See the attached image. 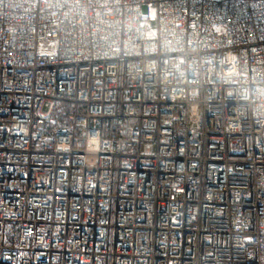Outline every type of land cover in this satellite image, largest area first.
<instances>
[{
  "label": "built area",
  "instance_id": "2783aa9c",
  "mask_svg": "<svg viewBox=\"0 0 264 264\" xmlns=\"http://www.w3.org/2000/svg\"><path fill=\"white\" fill-rule=\"evenodd\" d=\"M0 264H264V0H0Z\"/></svg>",
  "mask_w": 264,
  "mask_h": 264
},
{
  "label": "rangeland",
  "instance_id": "374dc122",
  "mask_svg": "<svg viewBox=\"0 0 264 264\" xmlns=\"http://www.w3.org/2000/svg\"><path fill=\"white\" fill-rule=\"evenodd\" d=\"M48 109H49V104H44V105L42 106V111H43V112L48 111Z\"/></svg>",
  "mask_w": 264,
  "mask_h": 264
}]
</instances>
